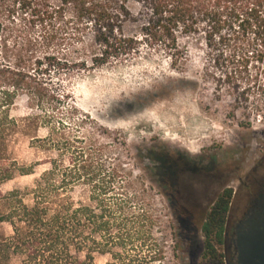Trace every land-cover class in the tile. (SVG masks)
<instances>
[{
    "label": "trees",
    "instance_id": "1",
    "mask_svg": "<svg viewBox=\"0 0 264 264\" xmlns=\"http://www.w3.org/2000/svg\"><path fill=\"white\" fill-rule=\"evenodd\" d=\"M2 4L0 16L7 13L24 26L17 32V61L11 65L0 59V161L8 158V141L14 133L38 132L42 126L49 133L35 135L36 139L57 149L58 158L50 161L51 167L32 187L0 193L5 207L0 209V222L12 229L10 234L0 232V264H12L14 256L21 258L20 264H96L95 253H109L121 264L140 263L139 253L130 250L136 240L152 235L147 201L129 189L120 164L107 165L102 155L80 144L79 135L65 130L59 108L65 105L78 111L70 103L71 91L60 93L57 87L45 85L31 71L32 59L40 48L50 67L61 71L78 66L81 72L162 53L177 65L188 53L181 41L193 38L208 47L234 43L244 66L256 61L261 63L258 72L264 73V0H2ZM67 45L82 47L70 58L63 53ZM25 53L29 55L22 57ZM36 60L40 62V55ZM257 89L264 93V82ZM22 95L30 109L41 110L13 116ZM259 108L264 110V104ZM81 116L82 121L89 117ZM146 157L152 176L176 205L171 186L179 169L192 163L157 149L149 150ZM35 167L36 163L20 165L17 173L33 174ZM14 175L15 170L0 168V183ZM82 184L89 185L88 202L72 195ZM231 196L232 189H225L203 224L204 259L222 262L216 244L223 241Z\"/></svg>",
    "mask_w": 264,
    "mask_h": 264
},
{
    "label": "rangeland",
    "instance_id": "2",
    "mask_svg": "<svg viewBox=\"0 0 264 264\" xmlns=\"http://www.w3.org/2000/svg\"><path fill=\"white\" fill-rule=\"evenodd\" d=\"M0 17V59L4 57L5 62L14 65L20 53L17 32L24 23L18 18L13 22L7 13ZM181 44L188 53L177 65H172L162 53L81 72L78 66L61 71L50 67L40 48L32 59L35 63L31 71L45 80V85L57 87L60 93L71 91L70 103L78 111L71 112L65 105L59 108L65 130L79 135L80 144L102 155L107 165L120 164L130 181L129 189L147 201L146 208L153 216L152 235L135 241L130 252L139 253L141 260L135 264H224V256L220 258L222 262L204 259L202 209L193 205L188 191L178 192L176 205L172 204L149 169V150L210 161L213 170L221 169L230 179L227 185L232 194L239 184L235 178L239 174L237 166L242 164L247 171L264 154V110L259 108L264 104V93L257 89L264 82V73L258 72L261 63L251 61L245 67L234 43L208 47L205 42L188 38ZM63 47V53L70 57L82 46ZM40 110L36 106L30 109L27 97L22 95L12 115L22 118ZM85 113L89 117L82 121ZM48 133L42 126L38 132L28 134L18 130L9 138L8 158L0 161V168L15 170V175L0 183V193L32 187L41 173L51 167L50 161L58 158L57 149L36 139ZM34 163L33 174L17 173L20 165ZM88 187L77 186L72 194L75 200L88 202ZM25 201L31 202V197ZM4 208L0 200V209ZM238 208L236 197L230 231L237 227ZM0 232L10 234L11 226L0 222ZM218 250L224 255L223 247ZM233 253L230 250L229 256ZM20 259L14 256L12 264H20ZM121 262L109 253H95L96 264Z\"/></svg>",
    "mask_w": 264,
    "mask_h": 264
},
{
    "label": "flooded vegetation",
    "instance_id": "3",
    "mask_svg": "<svg viewBox=\"0 0 264 264\" xmlns=\"http://www.w3.org/2000/svg\"><path fill=\"white\" fill-rule=\"evenodd\" d=\"M174 155L182 162L189 160L194 167L180 168L171 187L175 196L181 191L190 193L193 205L203 211L204 223L216 200L227 189L230 179L221 169L213 170L211 162L210 166L207 165L204 158H191L182 153ZM237 170L239 174L235 178L239 184L231 196L223 241L216 244V248L223 247L224 264H264V154L247 171L243 170L242 164L237 166ZM236 197L239 202L238 224L235 231H230L232 204ZM232 249L234 253L230 257Z\"/></svg>",
    "mask_w": 264,
    "mask_h": 264
}]
</instances>
